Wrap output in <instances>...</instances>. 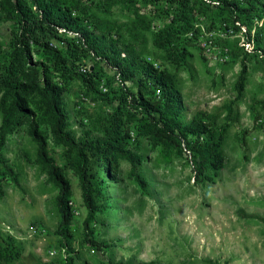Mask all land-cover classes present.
<instances>
[{
    "label": "rangeland",
    "instance_id": "374dc122",
    "mask_svg": "<svg viewBox=\"0 0 264 264\" xmlns=\"http://www.w3.org/2000/svg\"><path fill=\"white\" fill-rule=\"evenodd\" d=\"M48 1L56 7L86 6L80 9L91 20L59 28V39L51 43L69 60L67 68L57 67L53 79L65 90L63 133L50 123V99L41 86L23 99L27 113L18 117L0 150V264H264V0H191L212 24L226 21L237 28L224 41L233 61L219 69H210L189 42L191 27L184 17L159 43V33L168 24L141 22L134 10L141 0H94L87 5ZM226 2L241 12L235 7V14H229L233 9ZM85 28L103 36L101 44L110 30L119 29V45L130 59L152 56L174 76L182 96V122L198 115L223 135L225 163L214 182L195 183L188 148L181 155L156 144L153 120L129 104L130 94L138 93L140 74L134 71L131 81L123 83L117 70L90 52L81 35ZM18 32L16 21H0V100L16 61ZM252 37L262 54H245L243 39ZM29 53L27 65L18 72L24 84L42 79L41 64L48 58L33 44ZM244 66L248 78L239 97L235 85ZM34 130L70 182L69 231H59L60 190L50 167L39 161ZM203 138L190 140L194 145ZM87 140H118L140 159L137 171L147 186L141 187L127 160L113 162L108 172L102 159H114L110 145L86 151L88 163L82 168L78 146ZM81 169L97 208L90 221Z\"/></svg>",
    "mask_w": 264,
    "mask_h": 264
},
{
    "label": "trees",
    "instance_id": "16d2710c",
    "mask_svg": "<svg viewBox=\"0 0 264 264\" xmlns=\"http://www.w3.org/2000/svg\"><path fill=\"white\" fill-rule=\"evenodd\" d=\"M141 1L146 2L147 0ZM135 4L136 3H134V5ZM226 4L233 9L229 11V14H232L235 7L237 8V5L232 6L227 2ZM80 8H83V11L87 10L86 6H81L79 8L56 7L48 0L0 1V21L3 19L16 21V25L19 27V32L14 36V44L16 45L14 60L16 61L9 70V86L5 88L4 94L0 100V113H2L0 150L4 148L6 137L14 130L18 117L24 116L27 113V110L23 107V99L32 95L41 86H43V91L50 99L52 109L50 123L60 133H63L64 121L67 117L62 107V97L65 90L60 83L54 82L53 79L54 74L57 72V67L67 68L69 60L66 55H64L63 51L54 48L51 43L53 40L59 39L57 33L59 28H71L76 24L81 26L79 22H81V24L82 22L87 23L89 18L84 16ZM134 8L141 22H150L147 18L139 16L136 5ZM237 10L239 13L241 12L239 8H237ZM195 11L198 10L191 0L181 1L179 6L175 9H162V18L172 15L173 19L171 23L167 25V28L159 33V43H162L167 33L170 32L169 30L173 29L172 26H176L180 21H183L182 17L188 22V27L190 26L192 28V23L194 22L193 14ZM74 12L77 13V16L73 15ZM233 13L235 14V12ZM82 26H84V24ZM93 26L95 25L93 24ZM81 35L84 37L91 53L99 54L113 67V69L117 70V72L122 75L123 83L131 81L134 71L140 74L141 84L138 87V93L130 94L131 100L129 104L134 110L139 111L153 120V139L156 144L163 145L181 155L184 149L188 148L187 151H191L193 160L195 183L204 184L206 181L214 182L215 177H217L219 171L224 168L225 163L222 150L223 135L210 128L198 115H195L190 123L185 124L182 122L180 119L184 112L182 96L176 87L174 76L167 70L159 71L153 66L147 65L144 61L146 56L139 62L136 58L135 60L130 59L126 51L119 45L120 34L117 28L108 32L106 35L107 42L105 44H101L103 36L102 38L98 35L93 36L89 28L83 29ZM31 44L43 49V54L47 55L48 58L45 63L41 64L42 79L39 78L32 84H24L19 82L18 72L21 67L27 65V61L30 58L29 49ZM132 51L135 50L132 48ZM123 54L126 56L122 57ZM247 78L248 70L247 67L244 66L235 85L239 97H241L245 90ZM158 90L161 92L160 98L156 96ZM146 94H148L149 98L146 97ZM125 102H127V99ZM191 136H206V139L203 138V141H197L192 145L190 140ZM33 139L39 145L40 163L50 167V177L60 190L57 198L59 211L62 217L59 231H69L71 223V214L69 210L71 197L70 182L64 178L62 170L51 158H49L46 142L38 136L36 130L33 131ZM108 145H110L109 148L111 152L114 153L113 160H110L108 155L104 156L102 159V162L106 164L108 172H110L113 162L117 163L119 159L127 160L132 165V175L136 178L141 187L145 188L147 186V181L143 179L137 171L140 159L135 157L129 150L121 147L118 140L113 144L100 140H87L82 146H78V161L80 166L82 168L87 167L86 151L95 149L105 150V147ZM208 170H212L214 176L207 175ZM79 178L83 190L84 203L89 210L87 219L90 221L94 218L97 210L96 206L93 204L92 188L88 184L86 172L83 169L79 172ZM60 233L62 235L63 231Z\"/></svg>",
    "mask_w": 264,
    "mask_h": 264
},
{
    "label": "built area",
    "instance_id": "2783aa9c",
    "mask_svg": "<svg viewBox=\"0 0 264 264\" xmlns=\"http://www.w3.org/2000/svg\"><path fill=\"white\" fill-rule=\"evenodd\" d=\"M82 1L84 4H90L94 0H78ZM183 0H147L143 3H137L136 8L138 14L141 17H145L150 20L154 26H165V24H170L173 16L170 15L165 19H161L162 9H175L179 6L180 2ZM215 5H219L216 2ZM77 16V13H73ZM194 22L192 23V28L187 33V38L191 44L196 46L210 69H219L230 64L233 61V54L229 46H227L224 41L235 36L237 28L231 25L229 22H219L212 24L207 20V17L197 11L194 12ZM243 44L241 46L245 49V54L251 55L255 51L262 54L261 50H258L255 42V37L245 41L243 39ZM126 55L123 54L122 57ZM147 65L153 66L156 70L161 71L160 62H158L152 56H146L144 59ZM158 98L161 97V92L158 90L156 92Z\"/></svg>",
    "mask_w": 264,
    "mask_h": 264
}]
</instances>
